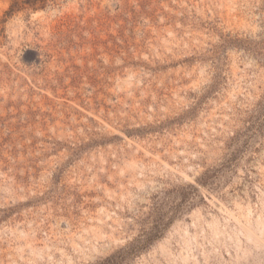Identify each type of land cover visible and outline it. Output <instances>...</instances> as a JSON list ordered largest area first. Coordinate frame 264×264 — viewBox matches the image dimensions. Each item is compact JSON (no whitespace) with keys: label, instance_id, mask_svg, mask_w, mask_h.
<instances>
[{"label":"rangeland","instance_id":"374dc122","mask_svg":"<svg viewBox=\"0 0 264 264\" xmlns=\"http://www.w3.org/2000/svg\"><path fill=\"white\" fill-rule=\"evenodd\" d=\"M0 264H264V0H0Z\"/></svg>","mask_w":264,"mask_h":264}]
</instances>
